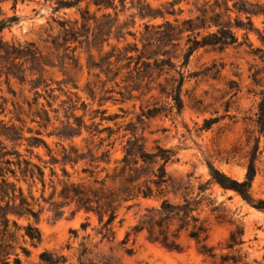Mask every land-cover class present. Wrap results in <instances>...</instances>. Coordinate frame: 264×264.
Segmentation results:
<instances>
[{"label": "trees", "instance_id": "1", "mask_svg": "<svg viewBox=\"0 0 264 264\" xmlns=\"http://www.w3.org/2000/svg\"><path fill=\"white\" fill-rule=\"evenodd\" d=\"M3 1L7 0H0V4ZM10 1L14 9L18 1L25 0ZM180 1L170 0L166 3L168 8L162 10L152 7L146 0H44L45 3H53L52 12L77 7L81 3L85 6L79 9V19L53 18L58 31L55 34L47 32L41 40L42 47L34 41L5 40L2 31L19 18L15 14L5 15L0 6V76H4L8 84L13 79L20 85H27L28 91L34 95L31 102L12 101V109L8 112H5L6 106H0V115L10 114L8 120L0 118V264H33L23 262L19 251L29 258L30 250L25 243L33 247L41 244L42 235L36 223L44 211L51 212L54 220L60 218L67 207H71L72 215L79 211L84 212L87 219L95 215L99 224L96 233L102 240L111 241L115 238L114 224L122 208H131L141 198H159L160 206L145 208L121 243L126 244L130 236L143 232L149 242L169 251H181L180 237L184 232L197 244L198 252L209 258H215L214 248L207 244L209 226L205 219L200 218L199 212L202 202L207 199L205 193L210 184L235 192L246 204L264 213V198H255L251 191L257 161L262 153L260 141L264 137V29L256 28L252 17H264V3L259 0H202L197 6V0H194L197 14L179 21L177 16L182 10H175L174 6ZM127 3L129 6L126 8ZM90 6H94L95 11L91 12ZM124 10L134 12L120 21L119 12ZM166 15L173 16V22L167 20ZM136 17L144 20L142 30H133ZM158 17L162 19L161 23L151 22ZM239 31H242L241 41L237 35ZM183 33H187V48L182 64L177 66L167 47ZM250 33L256 34L258 45L250 41ZM126 36H130L132 41L128 42ZM111 39L115 43L111 44ZM106 46L108 50L104 49ZM230 46L246 47V54L252 59L248 67L249 78L251 84L259 88L254 92L258 97L255 112L246 117L251 127L246 130L245 175L239 181L208 163L209 179L198 183L194 197L188 196L189 180L182 183L166 170L167 163L175 158L176 152L158 144L148 151L146 140L139 133L143 116L150 118L156 114L145 116L141 110V114H135L134 120L117 122V119L125 117L122 108L123 115H119L107 114V110L100 107L108 100L125 103L157 91L167 100L164 110L180 113L183 108L181 89L185 81L182 68L188 63L189 56L198 48L209 47L222 52ZM79 50L86 55L88 72H94L97 78L105 77L99 92L87 85L89 97L93 101L97 98L98 102V107L90 111L89 124L84 121V115H75L80 98L68 88V85L77 88L76 82L68 75V69L79 65V56L76 55ZM54 67H59L66 78L53 81L48 77V68ZM162 76L163 82L159 80ZM108 82H114L118 90L115 92L114 88L106 87ZM52 83H56L57 90L66 95L60 101L59 109L52 107L56 99L52 94L55 90ZM39 97L45 99L51 111L59 113L62 110L65 118L59 121V126L46 133L57 139V150L40 137L39 129L27 128L30 136L23 134L24 117L39 128L47 129L52 125L49 110L38 102ZM6 103L7 100L4 101ZM80 106L85 112L87 105L80 101ZM103 122H113V126L103 125ZM214 122H208V125ZM83 131L89 136L82 138L84 145L79 147L73 139L80 137ZM118 140L121 156L113 158ZM65 142L68 143L65 145ZM23 145L24 152L20 151ZM40 147L45 149L47 159L35 152V148ZM45 169L49 171L48 177ZM20 183L26 184V192ZM38 183L40 193L35 197L32 189ZM48 189L50 192L45 195ZM181 189L186 191L182 193V201L171 203L166 195H176ZM30 217L33 223L27 221L21 225L17 222V219L29 220ZM122 221L123 218L118 219L119 224ZM88 225V221L82 222L81 228ZM242 234L240 227L230 232L225 248L235 253L221 255L220 264H251L245 260L246 254H240L244 243ZM125 251L132 254L129 248ZM87 254L84 246L79 253L78 264H114L104 258L97 263H86L84 257ZM65 262L63 254L43 249L38 253L36 264ZM254 264H257L255 260Z\"/></svg>", "mask_w": 264, "mask_h": 264}, {"label": "rangeland", "instance_id": "2", "mask_svg": "<svg viewBox=\"0 0 264 264\" xmlns=\"http://www.w3.org/2000/svg\"><path fill=\"white\" fill-rule=\"evenodd\" d=\"M146 1L152 7L165 10L168 8L166 3L170 0ZM259 1L264 3V0ZM193 3L194 0H181L174 6L175 10L178 8L182 10V13L177 16L179 21L197 14L196 6ZM201 3L202 0H197V6H200ZM228 4L230 5L231 2L229 1ZM0 6L5 15L15 14L19 18L10 28H5L2 31L5 40L20 43L34 41L42 47L41 40L45 38L47 32L55 34L58 31L53 18L79 19V9H83L85 3L56 12H52L53 3H45L44 0L18 1L14 9L12 1L7 0L1 2ZM128 6L129 3L126 4V8ZM89 9L91 12L95 11L94 6H90ZM132 12L134 11L119 12V20H125ZM166 19L173 22V16L166 15ZM263 20V16L252 17L254 26L259 30L264 29ZM142 22L144 20L136 17L133 30H142ZM151 22L161 23L162 19L158 17ZM241 33L242 31L237 33L240 41L242 40ZM186 39L187 33H183L179 39L173 41V45L167 47L172 61L177 66L181 65L184 60L183 55L187 48ZM249 39L254 45L259 44L255 33H250ZM126 40L131 42L132 38L126 36ZM110 43H115L114 39H111ZM104 49L108 50L109 48L106 46ZM246 50V47L230 46L222 52L213 51L209 47L198 48L192 52L188 63L182 68L185 81L181 89L183 108L180 113H176L175 110L172 112L164 110L163 105L167 100L164 96H159L157 91H153L141 99L129 100L125 103L108 100L100 108H105L107 114L123 115L120 110L122 108L125 111V117L117 119V122L134 120L135 114H141V110L145 116L156 114L150 118L143 116V123L139 125V133L144 136L145 147L148 151L158 144L176 152L175 158L167 163L166 170L173 178L182 183L189 180L190 188L186 190L189 193L188 196L194 197L198 183L209 179L208 163L241 181L245 175L247 162L246 130L251 127V123L246 117L252 116L255 112L258 97L254 92L259 90L258 87L251 84L249 78L248 67L252 59L246 54ZM76 55L79 56V65L76 68L70 67L68 75L76 82L77 88H72L71 85H68V88L79 96L81 102L87 105L84 112L79 101L75 115H84V121L89 124L90 111L98 107V102L97 98L93 101L89 97L86 91L87 85L90 84L96 92H99L105 77L101 75L97 78L93 75L94 72H88L85 53L79 50ZM94 55L96 56L95 52ZM47 76L53 81L66 78L59 67L48 68ZM159 80L163 82V76ZM119 81L118 78L117 82ZM51 86L55 89L52 94L56 97L52 102V107L59 109L60 101L65 99L66 95L57 90L56 83H52ZM106 87L114 88L115 92L119 88L114 82H108ZM41 93L43 94L42 91ZM113 95L119 97L117 94ZM151 95L153 97H150ZM33 97L34 95L28 91L27 85H20L13 79L8 84L4 76H0V106L2 104L6 106L5 112L12 109V101L18 99L20 102L26 100L31 102ZM5 100H7L6 105L4 104ZM38 102L44 104L45 108L49 110L52 125L47 129L39 128L36 123L30 122L29 118L24 117L23 134L25 137L30 136L27 128H32L33 131L39 129L40 137L51 148L57 150L59 148L55 145L57 139L54 136H47L46 133L59 126L60 120L65 119L62 110H59V113L51 111L43 97H39ZM24 109H27L26 103ZM9 116V113L6 116L1 114L0 118L8 120ZM56 118L58 119L56 120ZM95 121L97 122L98 118ZM212 121L215 122L208 125V122ZM103 125L113 126V122H103ZM88 136V133L83 131L80 137L73 139V143L83 147L82 138ZM24 145L20 147L22 152H24ZM260 149H262V153L258 158L257 172L251 185V191L255 198H264V137L261 138ZM35 152L44 159L48 158L42 147L35 148ZM120 156V141L118 140L112 157L119 158ZM33 160L37 161L35 158ZM45 173L48 177V169H45ZM20 185L26 192V184L20 183ZM39 189V183L36 188L32 189L35 197L39 196ZM184 191L181 189L176 195L169 193L166 197L171 203H178L182 201ZM49 192L50 189L46 190L45 195H48ZM205 195L207 199L202 202L199 215L208 223L207 244L214 248L215 258L200 254L197 244L187 238L184 232L180 237L183 245L181 251H169L157 243L149 242L143 232L136 236H130L126 244L121 243L125 233L137 222L145 208L160 206L159 198H141L131 208H122L114 224L115 238L111 241L102 240L101 235L96 233L99 224L95 215H90L88 219L82 211L72 215L71 207H67L62 216L54 220L51 212L44 211L36 223L42 235L41 244L33 247L28 242L25 243V246L30 250L29 258L18 251L23 262L33 264L38 262V253L43 249L63 254L66 257L65 264H78V256L84 246L88 250V254L84 257L86 263H97L104 258L110 259L114 264H220L221 255L235 253L226 249L225 243L230 232L236 227H240L243 229L242 240L244 241L240 247V254H246L245 260L251 264H254V260L257 264H264V213L246 204L235 192L225 191L217 184H210ZM119 218H123L121 224L118 223ZM27 221L34 222L32 217L29 220L26 218L17 219L21 225L26 224ZM86 221L89 222V225L82 229L81 223ZM19 242L22 240L19 239ZM125 248L131 249L132 254L129 255Z\"/></svg>", "mask_w": 264, "mask_h": 264}]
</instances>
